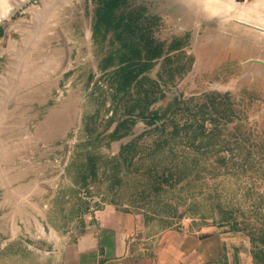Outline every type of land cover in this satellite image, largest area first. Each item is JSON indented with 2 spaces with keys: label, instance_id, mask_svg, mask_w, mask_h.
<instances>
[{
  "label": "rangeland",
  "instance_id": "1",
  "mask_svg": "<svg viewBox=\"0 0 264 264\" xmlns=\"http://www.w3.org/2000/svg\"><path fill=\"white\" fill-rule=\"evenodd\" d=\"M188 1L0 0V105L31 151L0 180V264H66L105 206L229 225L264 259V15Z\"/></svg>",
  "mask_w": 264,
  "mask_h": 264
},
{
  "label": "crops",
  "instance_id": "2",
  "mask_svg": "<svg viewBox=\"0 0 264 264\" xmlns=\"http://www.w3.org/2000/svg\"><path fill=\"white\" fill-rule=\"evenodd\" d=\"M6 96L0 94V101ZM4 106H0V180H9L12 164L21 163L31 151L28 141L20 139L24 125L15 118L22 115L20 105L9 110H3ZM50 114L58 122L60 110ZM55 124L47 131L52 135ZM12 132L16 139L9 135ZM52 138L54 135L47 136ZM38 141L32 138L33 148ZM0 188L6 191L4 181ZM251 247L250 239L229 225L182 220L156 232L146 228L140 215L105 206L84 217L82 232L72 244L66 264H254Z\"/></svg>",
  "mask_w": 264,
  "mask_h": 264
},
{
  "label": "bare ground",
  "instance_id": "3",
  "mask_svg": "<svg viewBox=\"0 0 264 264\" xmlns=\"http://www.w3.org/2000/svg\"><path fill=\"white\" fill-rule=\"evenodd\" d=\"M190 1V0H189ZM188 1V2H189ZM227 6V5H226ZM250 7V10L252 11V12H256V13H258L259 12V14H263L264 15V0H255L254 1V3L252 4V5H249ZM229 7V6H228ZM217 8V7H216ZM218 10V9H217ZM230 10V9H229ZM251 11H249V12H251ZM230 12V11H229ZM239 13V12H238ZM228 14V13H227ZM230 14V13H229ZM210 15V14H209ZM239 15H240V13H239ZM217 16V15H216ZM233 17V16H232ZM242 18H244V17H242ZM241 18V19H242ZM242 21V20H241ZM254 24V23H253ZM257 24V23H256ZM248 26V25H247ZM257 29V28H256ZM258 30H260V29H258ZM263 31V30H262ZM53 63V62H52ZM55 65V64H54ZM36 72V71H35ZM38 72H40V71H38ZM44 73V72H43ZM40 74H42V73H40ZM33 75V74H32ZM39 78H41V77H39ZM21 85V84H20ZM10 92V91H9ZM5 103V102H4ZM3 105V104H2ZM6 105V104H5ZM1 106V105H0ZM6 107V106H5ZM6 109V108H5ZM1 112V111H0Z\"/></svg>",
  "mask_w": 264,
  "mask_h": 264
},
{
  "label": "trees",
  "instance_id": "4",
  "mask_svg": "<svg viewBox=\"0 0 264 264\" xmlns=\"http://www.w3.org/2000/svg\"><path fill=\"white\" fill-rule=\"evenodd\" d=\"M117 1H118V0H111V2H110L109 5H108V9H107L108 12H112V10L116 8V3H117ZM100 7H101V5H100ZM102 7H103V6H102ZM99 10H100V9H99ZM102 10H103V9L101 8L100 11H102ZM124 154H125V152H124ZM164 183H166V181H164ZM254 260H255V262H256L257 264H264V259H260V258H259V254H257V255L254 257Z\"/></svg>",
  "mask_w": 264,
  "mask_h": 264
}]
</instances>
